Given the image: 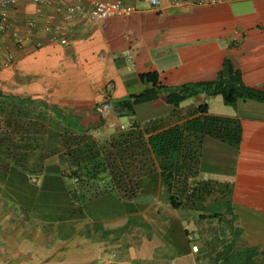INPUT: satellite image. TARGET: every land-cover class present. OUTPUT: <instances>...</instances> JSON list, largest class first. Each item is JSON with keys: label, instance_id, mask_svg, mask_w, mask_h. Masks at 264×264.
<instances>
[{"label": "crops", "instance_id": "1", "mask_svg": "<svg viewBox=\"0 0 264 264\" xmlns=\"http://www.w3.org/2000/svg\"><path fill=\"white\" fill-rule=\"evenodd\" d=\"M123 1L134 6V12L101 21L84 18L86 1L79 7L76 0H16L9 5L7 26L0 29V94L42 109L51 130L80 132L98 126L97 137L118 130L101 122L103 101L111 103L110 119L118 124L154 122L167 127L190 118L198 104H207L209 114L237 118L241 125L237 146L203 138L198 178L228 183L229 192L225 208L214 212L220 216L199 215L205 225L198 227L206 239L207 232L217 238L222 220L226 225L220 232L227 237L219 238L206 264H220L213 257L233 240L232 252L251 248L249 264H264V102L239 99L227 105L220 95L200 93L178 108L163 95L134 106L132 114L114 106L147 87L140 74L156 72L166 86L209 81L226 58L245 85L264 90V0L205 4L184 0L180 7H172L170 0H160L157 7L144 0ZM29 22L34 25L30 27ZM46 24L50 31L43 29ZM62 38L65 43L60 42ZM42 158L44 168L35 173L44 182L51 173L46 165L57 157ZM66 183L59 184L61 191H67ZM142 190L152 193L141 194L152 198L146 203L156 204L162 196L158 182ZM217 198L222 197L214 195L210 201ZM1 199L2 194L0 264H132L130 260L137 256L133 252L115 261L104 256L105 248L121 242L125 249H133L132 243L142 245L145 240L140 238L143 222H131L127 216L132 210L138 215L146 212L133 200L123 199L129 208L122 219L100 225L94 217L76 214L74 219L60 221L55 227L59 233L54 234L26 218L19 221L18 210L6 209ZM167 230L181 249L178 264H197L203 258L205 253L200 254L197 244L192 245L198 251H192L188 228L172 222ZM155 264L161 263L156 260Z\"/></svg>", "mask_w": 264, "mask_h": 264}, {"label": "trees", "instance_id": "2", "mask_svg": "<svg viewBox=\"0 0 264 264\" xmlns=\"http://www.w3.org/2000/svg\"><path fill=\"white\" fill-rule=\"evenodd\" d=\"M139 78L148 84L147 87L136 95L116 101L115 108L132 114L134 106L154 101L160 95L178 108L182 101L200 93L220 95L227 105H234L239 99L264 102V90L245 85L229 58L224 60L216 77L209 81L166 86L160 83L156 72L140 74ZM189 116L167 127L154 122L132 121L127 129L97 137L91 133L92 129L80 132L51 130L42 109L0 94V174L15 169L21 177L30 175L44 168L42 157L56 156L57 159L50 160L46 168L56 177L54 183L57 186L68 183L67 191H63L67 199L62 207L65 219L76 216L77 194L90 201L114 192L119 199L134 201L141 194H152L142 188L157 182L174 209L193 208L198 200L204 203L216 194L225 197L229 192L228 183L198 178L203 138L210 136L237 146L241 140V125L237 118L209 114L207 104H198ZM50 133L54 134L48 138ZM200 216L213 218L220 213H202ZM51 220L56 219L53 216ZM234 242L216 254V262L250 263L251 248L232 252Z\"/></svg>", "mask_w": 264, "mask_h": 264}, {"label": "rangeland", "instance_id": "3", "mask_svg": "<svg viewBox=\"0 0 264 264\" xmlns=\"http://www.w3.org/2000/svg\"><path fill=\"white\" fill-rule=\"evenodd\" d=\"M219 99L221 98L219 97ZM121 120L126 122L127 118L123 116ZM31 174L21 177L15 169L0 174V194H2L3 197L1 201H4L3 207L10 211L17 209L19 213L17 212L18 214L16 216L19 218V221H23V219L26 218L32 223H39L40 226H43L42 228H51L53 233L57 234L59 232L56 231L55 227L58 223H61L60 221L66 220L64 218L66 213L62 212V207L67 202L66 193L59 191L61 186H57V183H54L56 177L50 172L46 174L44 182L41 180L43 178L42 176H37L35 173ZM36 177H38L36 183L30 181L32 178ZM161 195L159 202L156 204L146 202L139 203V201L134 200L135 205L138 203L137 206L141 205L139 206L140 208L144 209L145 207L146 212L138 215L132 210L133 213L127 215L131 219V222H143L140 238L143 236L147 241L142 239V245H138L137 243L135 245V243H132L130 246H132L133 249H125L123 243H117L112 247H106L104 251L106 255L104 256L119 261L124 258V253L133 252V254L137 256H134L130 260L132 264H155L156 260L161 264H178L180 261L178 257L180 258L181 256V249L178 246L177 238L167 233V227L172 222H178L191 232L192 241H190V245L197 244L200 247V254L205 253L203 258L200 259V261L197 260L196 263L206 264L208 262L210 254L215 251L217 244L220 242L219 238L222 239L227 237L224 232H220L223 231L226 225L225 223L222 224L225 222L222 220L218 227V233L216 234L219 240L211 235L213 234L212 232H207L205 239V234H201L198 227L199 224L205 225V221H202L199 215L202 213L210 214L224 209L227 197L217 198V201H215L216 199H214V201H210V199L205 200L203 201L204 203L198 200L195 202V207L193 208L182 207L174 209L166 200L164 192H162ZM75 207L78 216H80L83 211L85 216L94 217L100 222V225H105L113 220L117 221L122 219L129 208V204L124 203V200L119 199L116 193L111 192L109 194L107 193V196L91 198L90 201L86 199L83 200L81 195L79 196V194H77ZM53 216L56 219L55 221L51 220ZM49 223L50 226L45 225ZM138 251L141 252V254H137L136 252ZM86 256H88V254ZM214 258L215 257H213V259ZM181 261H183V258H181Z\"/></svg>", "mask_w": 264, "mask_h": 264}, {"label": "built area", "instance_id": "4", "mask_svg": "<svg viewBox=\"0 0 264 264\" xmlns=\"http://www.w3.org/2000/svg\"><path fill=\"white\" fill-rule=\"evenodd\" d=\"M37 2H43L44 0H35ZM83 1L87 2L88 10L84 13V18L88 20L101 21L111 17H120L124 15H129L134 12L135 7L126 4L123 0H76L77 5ZM147 1L153 7L160 5V0H144ZM219 1H230V0H195L196 4L205 3H217ZM16 0H0V29H4L7 26V7L14 4ZM184 3V0H170V5L172 7H180ZM33 22H29V26L32 27ZM45 31H50L49 25L43 27ZM61 43H65L66 39L62 38ZM112 111V105L108 101H103L99 106V113L103 122L109 128H118L124 130L128 128V124H118L110 119V113ZM100 132V127L92 129L91 133L96 135ZM192 251H198L197 245H192Z\"/></svg>", "mask_w": 264, "mask_h": 264}, {"label": "water", "instance_id": "5", "mask_svg": "<svg viewBox=\"0 0 264 264\" xmlns=\"http://www.w3.org/2000/svg\"><path fill=\"white\" fill-rule=\"evenodd\" d=\"M136 201L139 202H147V201H151L152 198L150 196H146V195H139L135 198Z\"/></svg>", "mask_w": 264, "mask_h": 264}]
</instances>
